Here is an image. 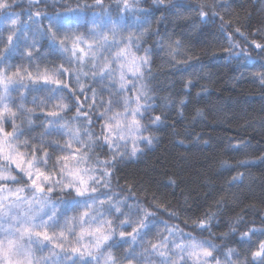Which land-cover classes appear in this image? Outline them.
<instances>
[{"label": "snow or ice", "instance_id": "snow-or-ice-1", "mask_svg": "<svg viewBox=\"0 0 264 264\" xmlns=\"http://www.w3.org/2000/svg\"><path fill=\"white\" fill-rule=\"evenodd\" d=\"M142 2L51 0L49 11V0H28L22 19L12 11L16 0H0L7 25L0 29V264H264V227H249L238 214L216 236L218 207L185 216L182 222L191 228L186 232L154 209L170 219H179V212L155 193L142 200L141 194L149 195L143 185L128 179L121 184L115 175L159 143L165 110L175 107L183 116L189 101L187 92L178 100L159 95L153 59L159 52L143 46L153 20ZM152 4L166 6V0ZM167 6L174 7L173 0ZM225 7L196 0L187 13L177 9V14L197 17L193 31L218 17L227 40L220 50L252 60L246 48L234 51L240 44L227 32L233 21L221 15ZM234 31L264 57V41H249L240 27ZM155 35L156 49L168 58L164 63L195 69L190 62L198 57L181 38ZM255 35L264 37V22ZM12 57L19 60L13 63ZM252 75L264 87V65ZM180 79L185 90L192 87L191 78ZM207 92L201 86L196 95ZM197 118H205L201 108L195 109L192 119ZM251 147L250 141L228 144L245 156ZM257 160L264 162V153L235 164L221 161L222 168L235 171L222 192L243 185ZM225 203L223 195L216 201ZM233 236L243 253L230 246Z\"/></svg>", "mask_w": 264, "mask_h": 264}, {"label": "trees", "instance_id": "trees-1", "mask_svg": "<svg viewBox=\"0 0 264 264\" xmlns=\"http://www.w3.org/2000/svg\"><path fill=\"white\" fill-rule=\"evenodd\" d=\"M216 2L226 3L225 9L220 10L221 15L225 20L233 21L227 32L232 33L234 40L240 44L234 51L246 48L254 57L252 60L243 56L229 58L226 52L220 50L227 46V40L218 17H212L193 31L192 24L199 23L197 17L177 14V9L187 13L195 6L196 0H173L174 7L167 6V0L166 6L153 5L152 0L141 3L140 7L148 9L147 15L153 20L152 34L145 37L143 46H152L159 52L153 58L154 68L158 69L154 84L161 89L159 95H172L178 100L187 92L189 101L183 116L178 114L175 107L166 109V123L156 133L159 143L152 150L145 149V155L140 161L121 167L115 175L120 177L121 184L128 179L135 181L138 188L143 185L149 195L144 197L141 194L142 200L150 201L151 194L155 193L160 203L179 212V219H170L163 209H154L160 218L171 224H179L186 232L191 231V228L183 224L185 216H199L209 208L217 212L219 207L217 218L213 221V231L219 236L228 231L227 224L238 214L243 215L249 227H264L261 224L264 219V162L257 160L245 172L250 178L243 185L231 186L227 192H222V188L229 187L226 181L235 175V171L221 167V161L235 164L238 159H252L264 153V128L261 127L260 119L264 117V87L252 75L264 65V57L257 55L258 50L234 31L235 27H240L241 31L249 35V41H264V37L255 35L257 27L264 22V0ZM28 9V0H16L12 11L26 19ZM48 10H54L51 0ZM160 17L163 19L155 23ZM128 22L131 23V18ZM6 27L4 17L0 16V29ZM157 31L162 36L171 34L173 38H181L191 53L198 57L190 62L195 69L164 63L168 58L156 49ZM11 60L15 63L19 58L12 57ZM182 75L193 80L189 90L183 87L184 82L180 79ZM201 86L207 87L208 92L197 97ZM196 108L204 110L205 118L193 121ZM204 140L209 143H203ZM230 140L233 144L237 141H250L252 147L246 156L238 154L228 148ZM170 179L175 180L176 185H170ZM221 195L225 196L227 203L217 205L216 201ZM158 227L163 231L162 224ZM204 236L209 238L207 233ZM213 239L218 244L224 243ZM238 239V236H233L230 246L243 253L244 249L239 248Z\"/></svg>", "mask_w": 264, "mask_h": 264}, {"label": "clouds", "instance_id": "clouds-1", "mask_svg": "<svg viewBox=\"0 0 264 264\" xmlns=\"http://www.w3.org/2000/svg\"><path fill=\"white\" fill-rule=\"evenodd\" d=\"M202 110H203V109H202ZM203 112H204V110H203ZM204 116H205V113H204ZM260 119H261V120H264V117H260Z\"/></svg>", "mask_w": 264, "mask_h": 264}]
</instances>
